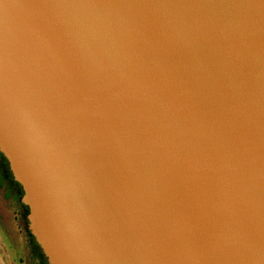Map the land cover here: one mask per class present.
<instances>
[{
  "label": "water",
  "instance_id": "water-1",
  "mask_svg": "<svg viewBox=\"0 0 264 264\" xmlns=\"http://www.w3.org/2000/svg\"><path fill=\"white\" fill-rule=\"evenodd\" d=\"M0 152L50 264H264V0H0Z\"/></svg>",
  "mask_w": 264,
  "mask_h": 264
},
{
  "label": "rangeland",
  "instance_id": "rangeland-1",
  "mask_svg": "<svg viewBox=\"0 0 264 264\" xmlns=\"http://www.w3.org/2000/svg\"><path fill=\"white\" fill-rule=\"evenodd\" d=\"M1 176L0 170V192L4 191V195H7L8 185L2 184ZM19 195L17 193L15 199L11 200L9 196L4 197V200L0 196V264L46 263V259L27 233L29 221L25 206L19 203ZM15 216L20 218L19 221Z\"/></svg>",
  "mask_w": 264,
  "mask_h": 264
},
{
  "label": "flooded vegetation",
  "instance_id": "flooded-vegetation-1",
  "mask_svg": "<svg viewBox=\"0 0 264 264\" xmlns=\"http://www.w3.org/2000/svg\"><path fill=\"white\" fill-rule=\"evenodd\" d=\"M0 170H1V173H2V176H1L2 184L4 186H7L8 185V189H7L8 190V193H7V195H4V191H1L0 192L1 199L4 200V197H6V196H9L10 200L11 199H15L16 194L19 193L21 195L22 192H20V188L18 187V185L16 183H14L13 181L10 180V178L8 176V173H7L6 165H5L4 161H3V159L1 158V156H0ZM20 195H19V203L22 206H25L24 205L25 203H23L22 201H20ZM43 264H47V263H45V261H44Z\"/></svg>",
  "mask_w": 264,
  "mask_h": 264
},
{
  "label": "trees",
  "instance_id": "trees-1",
  "mask_svg": "<svg viewBox=\"0 0 264 264\" xmlns=\"http://www.w3.org/2000/svg\"><path fill=\"white\" fill-rule=\"evenodd\" d=\"M0 156H1V158L3 159V161H4L5 165H6L7 173H8V176H9L10 180L13 181L14 183H16V184L18 185V187L20 188V192H22L21 185H20L16 180H14L13 177H12V174H11L10 169H9V167H8L7 159L5 158V156H4L1 152H0ZM24 205H25V210H26V212H27V206H26V204H24ZM27 233H28V235L32 238L33 244L39 249V251H40V253L43 255L44 259H46V261H47L46 263H47V264H50V263L48 262L46 256H45V254H44L43 251L41 250L39 244L34 240L32 234L29 232V230H27Z\"/></svg>",
  "mask_w": 264,
  "mask_h": 264
},
{
  "label": "crops",
  "instance_id": "crops-1",
  "mask_svg": "<svg viewBox=\"0 0 264 264\" xmlns=\"http://www.w3.org/2000/svg\"><path fill=\"white\" fill-rule=\"evenodd\" d=\"M17 215H18V213H17ZM18 217H19V215H18ZM18 217L15 216L16 220L20 219V218H18ZM18 221H19V220H18Z\"/></svg>",
  "mask_w": 264,
  "mask_h": 264
}]
</instances>
